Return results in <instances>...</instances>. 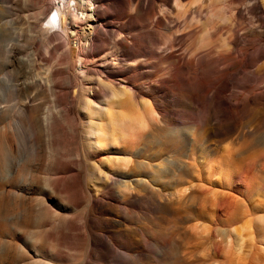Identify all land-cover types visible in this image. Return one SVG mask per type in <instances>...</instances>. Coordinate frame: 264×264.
<instances>
[{"label": "rangeland", "instance_id": "1", "mask_svg": "<svg viewBox=\"0 0 264 264\" xmlns=\"http://www.w3.org/2000/svg\"><path fill=\"white\" fill-rule=\"evenodd\" d=\"M255 2L195 0L186 20L169 14L175 0H92L89 18L77 4L79 28L97 24L89 58L120 56L127 67L123 43L139 36L148 50L173 51L185 65L192 39L183 34L195 29L208 31L209 45L237 62H219L216 90L167 83L173 87L165 90L179 89L165 101L183 115L177 128L189 136L196 128L202 146L192 151L179 131L168 139L140 136L127 167L106 182L95 179L93 164L110 155H78L80 94L71 87L80 83H69L64 34L52 33L56 0H0V264H264V96L254 94L264 92V23ZM193 16L199 22L190 25ZM148 57L150 76L134 83L127 72L116 77L120 87H142L145 99L158 78L152 73L172 70ZM88 62L96 71L91 86L97 73L119 68ZM56 75L66 89L48 85ZM239 99V112L227 113Z\"/></svg>", "mask_w": 264, "mask_h": 264}, {"label": "bare ground", "instance_id": "2", "mask_svg": "<svg viewBox=\"0 0 264 264\" xmlns=\"http://www.w3.org/2000/svg\"><path fill=\"white\" fill-rule=\"evenodd\" d=\"M21 1L27 0H19V2ZM183 1L184 0H175V6L171 11L169 10V14L174 15L176 13L179 17L184 16L186 20L189 18V16L187 17V13L189 12L187 6L192 5L195 0H191L189 5L185 4ZM216 1L217 0H215V2ZM77 4L81 5V10L86 18L92 15L86 10L88 5L92 6V0H56V8L53 11L54 18L51 16L54 26L51 24L52 20H50V24L52 28H56L52 33L61 32L65 36V42L68 47V70L73 72V76L70 77L69 83H73L75 78L80 83L71 87L75 88V95L78 91L80 94L78 95L79 115L76 121H79L80 118L82 119V142H78V145H82L83 149L80 150L78 155L82 158L91 159L100 157L103 153L110 155L104 164H102V162L93 164L96 172L95 174H98V178L96 177L95 179L97 181L100 179L106 182H108V180H115L114 177L120 174L116 172L127 167V155H132L139 149L138 138L140 136L156 138L161 136L167 137L169 132L179 131L182 132L184 140L190 144V149L192 151L202 146L205 142L202 141L199 143L201 140L198 141V130L196 128L190 136L185 133L186 130L183 131V129L177 128V124L181 122L183 115L170 111L165 105V101L172 95V91L179 90L184 86L195 92L196 88H203L209 91L214 90L216 88L215 84L217 79L220 78L215 76V74L218 73L217 69L219 62L225 60L228 65L234 68L237 62L234 63L232 60L235 58L229 53L224 54L223 52H218L213 46H210V34L208 31H196L195 29L185 31L183 34V39H192L189 46L192 59H189L185 65H180L179 62L176 61L172 55L173 51L162 55V53L157 50H148L145 46L146 42L139 36L135 37L132 43H128L127 40L123 43L125 48L124 54L127 56L126 60L132 59L127 63V67L122 65L120 56L111 58L109 55H105L101 59L89 58L90 54L85 53V47L86 45H92L97 24L92 23L87 27L84 26V28H79L78 16L80 8ZM252 9L256 11V15L259 17L260 22L264 23V9L261 7L260 2L256 0ZM212 10H214L213 6H211V12ZM196 18V16H193L190 25L199 22V19L197 20ZM160 24H162L163 28L167 26L162 22H160ZM166 41L168 47L173 45L171 37H168ZM158 43H165V41L159 40ZM149 53L157 56L159 63H168L172 70L170 73L168 72V76L162 73L159 74L160 70L152 73V75H156L158 78L154 79V83H149V91H146L149 98L145 99L140 97L139 91L143 89L142 87H138L139 91L137 89L135 90V87H130V84L127 85L126 88L120 87L116 83V81H118L116 77L124 76L127 72L128 82L134 83L143 77L145 78L147 75L150 76V74L144 72L147 66L154 64L148 62L150 59L148 57ZM109 60L110 66L112 64L114 67L119 68L105 76L104 71L97 73L98 77L94 80L96 82L91 86L92 81L90 80L94 78L89 75L95 74L96 71L93 66L89 65L90 63L88 61L94 65V63H102ZM120 63L121 65H119ZM230 68L231 67H227L223 70L222 76L223 80L226 82H228V77L231 74ZM63 78L62 76H53L52 79H49L48 85H55L61 90H64L67 87L64 86ZM169 82L176 83L179 89L175 87L172 91L165 90L166 87H173L167 84ZM38 84L41 83L38 82ZM254 94H261L264 96V92H255ZM62 100L63 99L60 100V103L64 106ZM229 106L231 108V105ZM233 106L232 109L229 108L230 111H227V113H238L240 108L244 106V99H239V102L233 104ZM63 110L70 114L72 108L63 107ZM171 112L175 115L170 116ZM222 126L223 124H219L216 127L220 130ZM73 131H79L77 125L73 127ZM198 134L202 135L200 132ZM174 136L171 137L174 138ZM141 139H143V137ZM166 139H168V137ZM157 140H159V138ZM171 141L176 142L177 139L176 141ZM167 144H169V142ZM114 154L117 155L113 156ZM230 165L231 161H228V163H226V168H229ZM94 184L97 183L95 182ZM125 185L127 188V184ZM123 192L127 194V190ZM236 236L239 238L241 236L237 230Z\"/></svg>", "mask_w": 264, "mask_h": 264}]
</instances>
